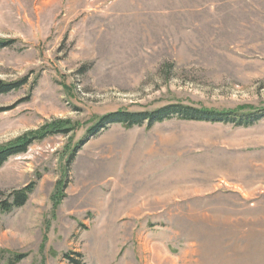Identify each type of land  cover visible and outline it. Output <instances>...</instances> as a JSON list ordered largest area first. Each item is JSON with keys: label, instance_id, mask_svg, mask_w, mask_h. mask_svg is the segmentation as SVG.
Instances as JSON below:
<instances>
[{"label": "rangeland", "instance_id": "1", "mask_svg": "<svg viewBox=\"0 0 264 264\" xmlns=\"http://www.w3.org/2000/svg\"><path fill=\"white\" fill-rule=\"evenodd\" d=\"M0 264H264V117L127 127L169 104L264 112V0H0ZM36 134V135H37ZM74 156L70 161V156Z\"/></svg>", "mask_w": 264, "mask_h": 264}, {"label": "trees", "instance_id": "2", "mask_svg": "<svg viewBox=\"0 0 264 264\" xmlns=\"http://www.w3.org/2000/svg\"><path fill=\"white\" fill-rule=\"evenodd\" d=\"M3 41H0V45H3ZM25 80L5 83L0 80V93L9 91L12 88L20 86ZM172 117H178L186 120H209V121H224L232 122L236 125L248 126L264 117L263 111L249 110L242 113H235L233 111H219L207 108H196L192 106L182 105V104H169L154 111H116L108 115H105L100 123L91 129V131L97 130L99 127H104L109 123H121L127 127L133 125H140L144 122H147L148 125H152L156 122H161ZM69 121H58L54 124H49L43 127L41 131H38V134H29L28 136H23L12 144L5 145V147L0 148V166L12 155L19 154L26 151L29 144L34 140V138H40L46 134L53 133L56 131H66L67 124ZM37 134V135H36ZM74 156V152L70 156V161ZM34 186L33 183L26 185L22 189L14 190L5 199L0 198V210L1 211H10L14 208L22 206L29 193L32 192ZM2 193L0 192V196ZM78 258L72 257L69 254H66V258L70 264H84L82 261V255L80 253H75ZM25 255L15 254L9 257L8 261L5 264H16L19 262Z\"/></svg>", "mask_w": 264, "mask_h": 264}]
</instances>
